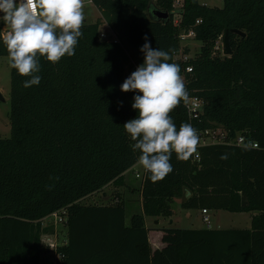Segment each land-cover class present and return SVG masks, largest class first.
<instances>
[{
	"label": "trees",
	"instance_id": "obj_1",
	"mask_svg": "<svg viewBox=\"0 0 264 264\" xmlns=\"http://www.w3.org/2000/svg\"><path fill=\"white\" fill-rule=\"evenodd\" d=\"M174 2L90 0L100 19L82 24L74 56L55 65L41 57L42 79L29 88L28 77L10 69V138L0 139V264H42L43 220L62 210L61 264H264V0H223L221 9L198 0H182L176 9ZM103 26L110 34L101 33ZM6 27L0 22V57L8 58ZM225 31L231 54L213 56ZM190 33L200 43L197 56L175 60L189 54L180 43ZM145 36L152 48L169 52L184 77L187 98L169 113L177 127L243 134L257 149L203 146L187 160L173 153L171 173L158 181L143 176L136 190L141 211L126 223L123 201L81 202L109 185L124 186L137 165L139 153L123 129L136 115L133 93L120 85L143 62ZM190 98L203 104L192 123ZM174 201L184 211L252 214L250 227L147 230L145 218L173 217ZM155 234L160 242H149Z\"/></svg>",
	"mask_w": 264,
	"mask_h": 264
},
{
	"label": "clouds",
	"instance_id": "obj_2",
	"mask_svg": "<svg viewBox=\"0 0 264 264\" xmlns=\"http://www.w3.org/2000/svg\"><path fill=\"white\" fill-rule=\"evenodd\" d=\"M84 19L83 0H0V22L9 28L2 43L10 69L28 77L25 88L40 84L41 57L55 65L75 55ZM144 40L143 62L120 85L122 92L133 93L136 112L123 129L139 153L138 166L158 181L173 171V153L187 160L196 152L199 135L189 123L177 127L169 115L188 95L179 65L170 62L168 51L152 48L147 36Z\"/></svg>",
	"mask_w": 264,
	"mask_h": 264
},
{
	"label": "rangeland",
	"instance_id": "obj_3",
	"mask_svg": "<svg viewBox=\"0 0 264 264\" xmlns=\"http://www.w3.org/2000/svg\"><path fill=\"white\" fill-rule=\"evenodd\" d=\"M182 0H175L174 7L177 9L181 5ZM199 4L208 8H223V0H198ZM178 3V4H177ZM83 12L85 15V23L93 24L99 20V12L90 3V0H83ZM175 20V19H174ZM177 19L175 20V22ZM83 24V23H82ZM9 28L3 29V36L7 34ZM101 33L104 35L106 31L101 29ZM216 42L221 44V48H213V56L223 57L222 53V39H218ZM181 47L189 49L187 58H195L199 52L200 43L196 42L194 38L181 36ZM215 44V43H214ZM181 55H178L175 60H180ZM0 94L2 95L3 102H0V139L10 138V67L7 57H0ZM133 169V170H132ZM124 176V186L109 185L102 189L100 192L86 198L81 202L84 206H115L121 201L124 202L126 207L127 219L131 215L139 212L141 208V197L138 190L141 185V181L136 179L134 171H140L142 167L134 166ZM173 211V217L171 219H160L159 226L164 229H215V230H243L249 229L251 214H233L224 211H208L209 223H203L201 220V214L199 210L184 211L181 209L178 201H174L171 204ZM146 225L153 227L156 221L151 218H145ZM54 220L50 219L44 222L43 227H48V232L42 235V243L47 249V252L42 256L41 262L47 264H61V261L57 259V256L53 255V249L63 246L66 242V228L63 225H54ZM43 224V223H42ZM156 226V225H155Z\"/></svg>",
	"mask_w": 264,
	"mask_h": 264
},
{
	"label": "built area",
	"instance_id": "obj_4",
	"mask_svg": "<svg viewBox=\"0 0 264 264\" xmlns=\"http://www.w3.org/2000/svg\"><path fill=\"white\" fill-rule=\"evenodd\" d=\"M181 7H182V2L179 8ZM103 37L104 36H102V38ZM183 37L192 38L193 34L190 33L187 36H183ZM214 47L215 49L221 48V44L220 43L218 44V42H215ZM187 60H188L187 57H184L181 55L180 61L186 62ZM185 72L190 73L191 69L186 68ZM182 79L184 82V77H182ZM202 105H203L202 101L198 100L197 98H190L187 100L186 112H187L188 119L191 123L193 121L199 120L200 115L202 113ZM198 135H199V143L197 145V149L203 146H227V147L257 149V144L247 139V137H245L243 134H236L235 136L230 137L229 134L225 132L224 130H222L221 128L205 130V131L199 132ZM195 159H198L197 155H195ZM145 174L147 173H145L143 169H141L140 171H134V176L136 179H139V181H142L143 176ZM202 216H203L202 222L209 223L208 211L202 210ZM50 219L54 220V223H55V224L54 223H51V224H54V225L60 224L64 226L66 224V213L64 210L54 213L50 215L49 217L45 218L43 222L48 221ZM52 252H53V255L55 254L57 256V259L61 261L62 256L57 253V248L55 249V252H54V249ZM47 263L49 262L42 263V264H47Z\"/></svg>",
	"mask_w": 264,
	"mask_h": 264
},
{
	"label": "water",
	"instance_id": "obj_5",
	"mask_svg": "<svg viewBox=\"0 0 264 264\" xmlns=\"http://www.w3.org/2000/svg\"><path fill=\"white\" fill-rule=\"evenodd\" d=\"M154 15L156 16V18L160 21H166L169 19V15L167 13H163V12H154ZM230 33H233V34H238L240 36H244V34L242 33H238L237 31H230ZM228 35H229V32L228 31H225L224 33V36H223V39H222V53L224 56H229L231 54V49H230V46H229V40H228ZM3 98H2V95L0 94V102H3ZM189 195V193H188Z\"/></svg>",
	"mask_w": 264,
	"mask_h": 264
},
{
	"label": "crops",
	"instance_id": "obj_6",
	"mask_svg": "<svg viewBox=\"0 0 264 264\" xmlns=\"http://www.w3.org/2000/svg\"><path fill=\"white\" fill-rule=\"evenodd\" d=\"M99 19H100V15H99ZM83 23H85V21H83ZM103 30L104 31H106V34H110L109 33V30H108V28L106 27V26H103ZM141 211V208L139 209V212ZM200 214H201V220H202V211H200ZM251 216H252V214H251ZM250 216V217H251ZM131 217V216H130ZM130 219V218H129ZM129 219H127V216H126V223H128L129 222ZM153 221H156L155 222V224H154V226L153 227H148L147 225H146V221H145V228L147 229V230H159V229H164V228H161V227H158L159 226V220L160 219H163V218H158V219H153V218H151ZM168 220V219H167ZM251 220V219H250ZM156 225V226H155ZM182 230H185V229H182ZM186 230H191V229H186ZM194 230H202V229H194ZM208 230H215V229H208ZM236 230V229H235ZM159 238H160V235L159 234H155V235H153L152 237H151V235H149V242H160L159 241Z\"/></svg>",
	"mask_w": 264,
	"mask_h": 264
}]
</instances>
